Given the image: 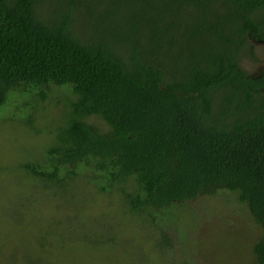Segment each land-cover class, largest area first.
Wrapping results in <instances>:
<instances>
[{"label": "trees", "instance_id": "trees-1", "mask_svg": "<svg viewBox=\"0 0 264 264\" xmlns=\"http://www.w3.org/2000/svg\"><path fill=\"white\" fill-rule=\"evenodd\" d=\"M262 44L264 0H0V110L13 93L40 134L37 101L56 87L69 104L20 169L62 193L86 176L151 223L227 191L264 264V69L243 67Z\"/></svg>", "mask_w": 264, "mask_h": 264}, {"label": "rangeland", "instance_id": "rangeland-1", "mask_svg": "<svg viewBox=\"0 0 264 264\" xmlns=\"http://www.w3.org/2000/svg\"><path fill=\"white\" fill-rule=\"evenodd\" d=\"M258 57L243 63L251 74L264 69V44ZM49 95L37 101L40 134L10 109L23 102L13 93L0 110V264H255L263 231L227 191L173 207L151 223L128 211L121 191L100 194L86 176L63 193L28 176L20 163L51 145L48 133L69 105L56 87ZM90 122L108 129L101 118ZM27 151L34 155L23 156Z\"/></svg>", "mask_w": 264, "mask_h": 264}]
</instances>
